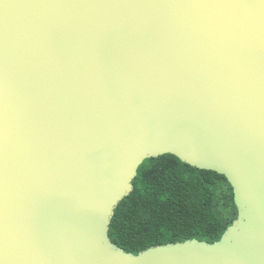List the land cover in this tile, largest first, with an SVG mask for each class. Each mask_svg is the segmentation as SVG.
I'll return each mask as SVG.
<instances>
[{
	"label": "water",
	"instance_id": "water-1",
	"mask_svg": "<svg viewBox=\"0 0 264 264\" xmlns=\"http://www.w3.org/2000/svg\"><path fill=\"white\" fill-rule=\"evenodd\" d=\"M165 154L237 218L125 252L114 210ZM0 264H264V0H0Z\"/></svg>",
	"mask_w": 264,
	"mask_h": 264
},
{
	"label": "trees",
	"instance_id": "trees-1",
	"mask_svg": "<svg viewBox=\"0 0 264 264\" xmlns=\"http://www.w3.org/2000/svg\"><path fill=\"white\" fill-rule=\"evenodd\" d=\"M119 202L108 238L125 252L197 239L218 241L237 218L232 186L214 171L165 154L146 159Z\"/></svg>",
	"mask_w": 264,
	"mask_h": 264
}]
</instances>
